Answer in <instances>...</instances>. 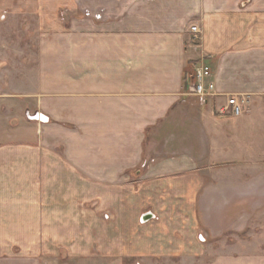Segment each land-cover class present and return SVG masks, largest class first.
Listing matches in <instances>:
<instances>
[{
    "label": "crops",
    "instance_id": "0c3cea01",
    "mask_svg": "<svg viewBox=\"0 0 264 264\" xmlns=\"http://www.w3.org/2000/svg\"><path fill=\"white\" fill-rule=\"evenodd\" d=\"M34 3L35 66L0 63V229L23 235L0 240V264H46L51 239L85 264L183 258L191 237L207 246L200 229H242L238 183L216 175L263 150L264 0ZM15 4L0 0V15ZM200 64L218 93L206 102L184 92ZM229 97L241 118L219 113ZM209 251L203 264H264Z\"/></svg>",
    "mask_w": 264,
    "mask_h": 264
},
{
    "label": "rangeland",
    "instance_id": "374dc122",
    "mask_svg": "<svg viewBox=\"0 0 264 264\" xmlns=\"http://www.w3.org/2000/svg\"><path fill=\"white\" fill-rule=\"evenodd\" d=\"M9 0H2L7 2ZM16 4L15 12L2 13L0 15V63L5 60L12 62L14 66L20 67L21 64L28 65L30 69L36 64L37 48L33 41L27 38L28 33H36L39 28L38 14L32 7L34 0H13ZM38 0H35L37 2ZM84 1V0H83ZM25 4L26 6H22ZM22 6V7H20ZM27 6L30 11L28 12ZM31 13V14H30ZM64 21H69L71 16L62 12ZM87 16V15H86ZM84 11H77L74 17L87 18ZM201 65V64H200ZM200 65H196L200 66ZM194 67V69H195ZM213 81V80H211ZM228 100L224 106H226ZM243 108L244 103L242 102ZM223 107V106H222ZM220 110V108H219ZM243 113L239 116L225 115L232 118H241ZM228 117V118H229ZM29 119H36L43 122L44 117L29 116ZM263 150L251 151L248 153H238L237 158L232 160L229 164L222 163L216 176L221 178H232L237 181V230H227L217 237L213 232L214 229H200L201 234L198 233L196 241L207 244L201 246L193 238H190L189 256L188 257H174L173 259L159 258L158 260H143L133 257L117 259H109V264H203L201 256L204 251H209V248L216 251L221 250V253L232 254L237 253L239 256L243 255H264V138L262 139ZM233 156V155H231ZM230 158V157H229ZM233 158V157H232ZM253 181L252 186L246 185V181ZM253 189V194H247L246 190ZM235 198V197H234ZM233 220V219H232ZM230 221V219H229ZM246 228V229H245ZM199 230V231H200ZM77 238L93 237L91 239L95 244L101 242V229H77ZM82 231V232H81ZM215 231V230H214ZM89 233V234H88ZM17 237L19 240L23 237L20 229H0V240L10 241L11 237ZM82 240L79 239V242ZM83 240L81 243H84ZM206 242V243H203ZM54 241H50L47 247L46 264L53 263L54 258H58L57 264H85L86 261L78 258H71V256L60 248H54ZM56 255H55V254ZM94 264H102L101 260L94 262ZM108 264V263H104Z\"/></svg>",
    "mask_w": 264,
    "mask_h": 264
},
{
    "label": "built area",
    "instance_id": "2783aa9c",
    "mask_svg": "<svg viewBox=\"0 0 264 264\" xmlns=\"http://www.w3.org/2000/svg\"><path fill=\"white\" fill-rule=\"evenodd\" d=\"M191 32L194 34V40L198 39L199 30L197 26L191 27ZM212 80V70L209 66L201 64L195 67L193 73L186 76L185 80V95L195 96L202 102L208 101L218 95L216 84ZM244 108L241 102L235 97H229L226 106L220 108L221 115L239 116L243 113Z\"/></svg>",
    "mask_w": 264,
    "mask_h": 264
},
{
    "label": "water",
    "instance_id": "95a60500",
    "mask_svg": "<svg viewBox=\"0 0 264 264\" xmlns=\"http://www.w3.org/2000/svg\"><path fill=\"white\" fill-rule=\"evenodd\" d=\"M45 121V120H44ZM153 218V215H151V214H146V215H144L143 217H142V223H145V222H147L148 220H149V218Z\"/></svg>",
    "mask_w": 264,
    "mask_h": 264
}]
</instances>
